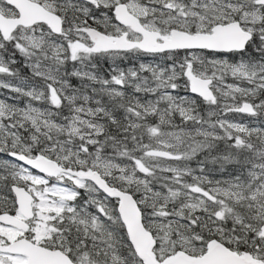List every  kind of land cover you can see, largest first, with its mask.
I'll return each instance as SVG.
<instances>
[{"label":"snow or ice","instance_id":"1","mask_svg":"<svg viewBox=\"0 0 264 264\" xmlns=\"http://www.w3.org/2000/svg\"><path fill=\"white\" fill-rule=\"evenodd\" d=\"M0 264H264V0H0Z\"/></svg>","mask_w":264,"mask_h":264},{"label":"rangeland","instance_id":"2","mask_svg":"<svg viewBox=\"0 0 264 264\" xmlns=\"http://www.w3.org/2000/svg\"><path fill=\"white\" fill-rule=\"evenodd\" d=\"M74 83H75V81H73ZM234 118H236V117H234ZM245 119H248V118H245Z\"/></svg>","mask_w":264,"mask_h":264}]
</instances>
